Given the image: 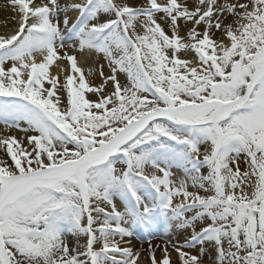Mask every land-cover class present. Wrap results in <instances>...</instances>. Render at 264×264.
I'll list each match as a JSON object with an SVG mask.
<instances>
[{
    "label": "snow or ice",
    "instance_id": "6c2138e0",
    "mask_svg": "<svg viewBox=\"0 0 264 264\" xmlns=\"http://www.w3.org/2000/svg\"><path fill=\"white\" fill-rule=\"evenodd\" d=\"M9 6L0 264H264V0Z\"/></svg>",
    "mask_w": 264,
    "mask_h": 264
},
{
    "label": "bare ground",
    "instance_id": "6f19581e",
    "mask_svg": "<svg viewBox=\"0 0 264 264\" xmlns=\"http://www.w3.org/2000/svg\"><path fill=\"white\" fill-rule=\"evenodd\" d=\"M3 0H0V34L1 33H5L6 31H9V29H11V16L13 15L12 11H11V8L9 6V3L8 1L9 0H4V2L2 3ZM121 2H127L129 5H133L131 3L130 0H121ZM144 3V0H137V5H140V4H143ZM5 21H8L9 22V27L6 28L4 26V22ZM183 34V33H182ZM81 67L84 68L85 70V73L87 74V71L89 69V67L91 66V62L85 64L82 60H81V64H80ZM107 68L105 67L104 71H105V75H108V70H106ZM51 73L52 74H56L57 73V69L53 66L52 69H50ZM62 79V77H61ZM121 79V78H120ZM99 81V77L96 78L95 80V83H97ZM122 81V80H121ZM89 99H92L88 96ZM3 129V126L0 125V130ZM8 134H12V135H15L17 136L18 138L23 136L24 134L19 132V131H11L10 133ZM152 245H161L163 246V239H161V236L160 238H155L154 240H151L150 241ZM123 246H129L133 249V251H140L141 252V256L139 258V261H138V264H150V261L149 259L147 258V249L149 247V241H147L146 243L144 244H141L139 242H136V241H133L131 240V243L130 244H126V245H123ZM195 254V252H193ZM161 257V252L158 250V255L157 257ZM172 257H176V253L173 252L172 253ZM177 259V257H176ZM204 261H205V264H210V260L208 257L204 258Z\"/></svg>",
    "mask_w": 264,
    "mask_h": 264
},
{
    "label": "rangeland",
    "instance_id": "374dc122",
    "mask_svg": "<svg viewBox=\"0 0 264 264\" xmlns=\"http://www.w3.org/2000/svg\"><path fill=\"white\" fill-rule=\"evenodd\" d=\"M124 1H126V0H124ZM130 1H131V3L133 4L132 6H138V5H137V0H130ZM3 2H4V0L2 1V3H3ZM8 3H9V1H8ZM10 22H11V21H10ZM10 30H11V29H9V31H10ZM2 34H4V33H1L0 35H2ZM106 68H107V67H106ZM106 70H108V69H106ZM120 78H121V80H122V82H123V80H124V76H123L122 74H121ZM98 83H100V80L97 82V84H98ZM88 96H89L90 98H92V99H95V97L92 96L91 94H88ZM137 233H138V234L135 235V236H133L131 240L144 244L143 241H145V240L148 239L146 233H144L143 230H137ZM161 233H162V232H161ZM180 242H183V239H182V238H181V241H180ZM198 248H199V246L197 245V247L194 248V249H192V251L195 252V254H198ZM157 255H158V250L156 251V257H157ZM206 257L209 258V253H208L207 251H206V253H205V255H204L203 258H206ZM159 258H160V256L157 257V259H159ZM172 259L175 261V260H176V257H175V258L172 257ZM149 261H150V260H149Z\"/></svg>",
    "mask_w": 264,
    "mask_h": 264
}]
</instances>
